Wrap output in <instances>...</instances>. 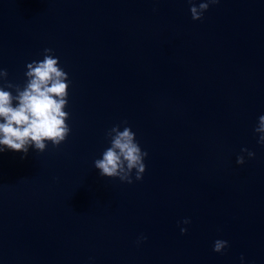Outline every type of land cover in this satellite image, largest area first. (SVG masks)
<instances>
[{"label": "water", "instance_id": "95a60500", "mask_svg": "<svg viewBox=\"0 0 264 264\" xmlns=\"http://www.w3.org/2000/svg\"><path fill=\"white\" fill-rule=\"evenodd\" d=\"M189 8L0 0V68L22 87L51 48L71 128L58 148L0 153V264H264V0ZM124 122L148 153L131 185L94 167ZM242 148L255 158L238 165Z\"/></svg>", "mask_w": 264, "mask_h": 264}, {"label": "clouds", "instance_id": "9594fccd", "mask_svg": "<svg viewBox=\"0 0 264 264\" xmlns=\"http://www.w3.org/2000/svg\"><path fill=\"white\" fill-rule=\"evenodd\" d=\"M193 21H200L210 5L219 0H187ZM70 81L68 74L61 68L59 58L51 48L43 50V59L34 60L26 65L25 83L13 84L8 80L6 69L0 68V153L5 150L28 154L30 148L43 153L48 143L58 148L71 133L66 123L69 113L68 89ZM15 93V94H13ZM257 143L264 147V115L258 117L254 128ZM109 146L104 149L101 158L94 160V167L102 178L118 179L121 183L131 185L133 174L135 181H141L146 171L144 163L148 156L136 140L135 133L127 123L114 125L106 132ZM245 154L248 159H254L255 153L247 148L241 149L237 156L238 165L245 164ZM184 225L190 220L184 219ZM181 235L187 234V228H180ZM141 236L137 243L146 240ZM228 242L217 239L213 251L223 254L228 248ZM243 264L244 257L241 256Z\"/></svg>", "mask_w": 264, "mask_h": 264}]
</instances>
